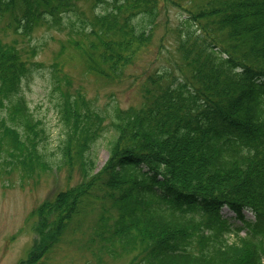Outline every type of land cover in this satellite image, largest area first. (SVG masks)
<instances>
[{
	"label": "trees",
	"instance_id": "trees-1",
	"mask_svg": "<svg viewBox=\"0 0 264 264\" xmlns=\"http://www.w3.org/2000/svg\"><path fill=\"white\" fill-rule=\"evenodd\" d=\"M80 1L0 0V22L10 16L24 36L38 24L79 35L72 44L88 71L118 80L150 44L163 9L177 3L88 0L94 3L88 15ZM181 7L186 15L173 30L178 58L149 77L141 106L103 112L82 93L60 94L62 158L69 157L72 128L84 130L85 180L35 211L38 240L22 264L47 256L96 187L118 211L112 235L123 245H142L136 264H264V0H189ZM1 40L0 102L32 148L17 127L19 141L44 164L39 121L20 93L34 64ZM52 72L57 90V65ZM106 119L109 158L95 172L87 153ZM224 207L239 225L223 217Z\"/></svg>",
	"mask_w": 264,
	"mask_h": 264
},
{
	"label": "rangeland",
	"instance_id": "rangeland-1",
	"mask_svg": "<svg viewBox=\"0 0 264 264\" xmlns=\"http://www.w3.org/2000/svg\"><path fill=\"white\" fill-rule=\"evenodd\" d=\"M176 1L163 9L150 44L139 52L118 80L104 79L88 71L82 52L72 44L74 39H81L79 35L38 24L30 35L24 36L14 27L10 16L6 15L0 22L2 43L14 46L22 59L34 64L33 73L23 80L20 93L39 121L36 129L41 132L37 142L41 160L45 161L41 164L34 148L33 153L26 148L27 145L32 148L33 141L28 140L23 127L12 121L17 120L13 112L7 111L6 105L2 106L0 102V264H22L27 260L38 240L35 211L43 202L53 200L60 190L77 186L85 180L81 155L86 139L84 130L78 128L75 132L72 128L73 139L67 151L69 157L62 158L59 145L67 129L59 114L60 94L69 97L82 93L85 101L100 107L103 112L114 105L119 108L141 106L145 101V87L150 86L149 77L162 68H173V62L178 58L173 30L186 15L181 5H186L189 0ZM79 4L88 15L93 14V2L81 0ZM53 65L59 69L57 90L53 83ZM174 73L179 76L178 71ZM104 123L106 128L91 143L87 153L95 161V172L109 158V142L113 134L109 120ZM17 127L26 146L14 131ZM94 190L90 202L38 264H136L143 257L140 243L123 245L117 236L112 235L118 211L104 200L105 190L100 187ZM222 214L230 218L234 226L240 224L228 207H224ZM245 216L254 218L247 210ZM104 234L108 237L103 238Z\"/></svg>",
	"mask_w": 264,
	"mask_h": 264
}]
</instances>
